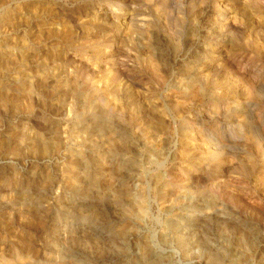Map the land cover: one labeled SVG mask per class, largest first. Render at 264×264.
I'll return each instance as SVG.
<instances>
[{
	"label": "rangeland",
	"instance_id": "1",
	"mask_svg": "<svg viewBox=\"0 0 264 264\" xmlns=\"http://www.w3.org/2000/svg\"><path fill=\"white\" fill-rule=\"evenodd\" d=\"M205 1L0 0L2 260L264 264V0Z\"/></svg>",
	"mask_w": 264,
	"mask_h": 264
},
{
	"label": "bare ground",
	"instance_id": "2",
	"mask_svg": "<svg viewBox=\"0 0 264 264\" xmlns=\"http://www.w3.org/2000/svg\"><path fill=\"white\" fill-rule=\"evenodd\" d=\"M205 0H200V2L198 3L199 4V6L202 8V10H203V12L206 14V13H208L209 12V10H210V8L208 7V5L206 4V1L204 2ZM191 2V1H190ZM116 3V2H115ZM145 3V2H144ZM118 4V3H117ZM190 4V3H189ZM142 5V4H141ZM144 6V5H143ZM157 6V5H156ZM112 7V6H111ZM164 8V7H163ZM118 9H119V7H118ZM113 9L111 8V11H112ZM114 11H116V10H114ZM120 12V11H119ZM127 12V11H126ZM129 12V11H128ZM165 13V12H164ZM127 15H126V22H127V24L126 25H128V26H126L127 27V29H128V27L129 28H132V29H135V18L136 17H134V16H136V15H134V13H126ZM118 15V14H117ZM116 15V16H117ZM120 15V14H119ZM117 18V17H116ZM137 20V19H136ZM180 20V19H179ZM182 22V21H181ZM137 28V27H136ZM130 30V29H129ZM137 31V30H136ZM139 31V30H138ZM168 31V30H167ZM131 35V34H130ZM173 35V34H172ZM175 35V34H174ZM124 39V38H123ZM176 39V38H175ZM175 44H176V42H175ZM177 45V44H176ZM152 51V50H151ZM177 51V50H176ZM153 52V51H152ZM145 54V53H144ZM175 52H174V54H172V56H175ZM178 54V53H177ZM144 57V56H143ZM164 57V56H163ZM167 57H170V56H167ZM177 56H175V58H176ZM148 58V57H147ZM154 58V57H153ZM187 58V57H186ZM255 58V57H254ZM160 59V58H159ZM173 59V58H172ZM177 59V58H176ZM183 59H185V58H183ZM200 59V60H199ZM174 60V59H173ZM172 60V61H173ZM252 60H254V59H252ZM201 61V62H200ZM250 61V60H249ZM164 62V61H163ZM193 63H194V68H193V70H192V77H196L197 79H200V75L198 74V71H197V69L200 67V66H206L207 68H209V66H211L212 64H211V62L210 61H208V59L206 58V56H203L202 58H198L197 59V61L195 60V61H192ZM160 63V62H159ZM171 63V62H170ZM189 67H191V65L192 64H190L189 63ZM162 66V65H161ZM165 66V65H164ZM167 66V65H166ZM165 66V67H166ZM171 67V66H170ZM192 68V67H191ZM201 68V67H200ZM190 69V68H189ZM257 69V68H256ZM239 70H241V69H239ZM255 70V69H254ZM258 70V69H257ZM260 70V69H259ZM190 71V70H189ZM161 72V71H160ZM159 72V73H160ZM259 72V71H258ZM161 74V73H160ZM189 74V73H188ZM191 74V73H190ZM205 75V74H204ZM114 76V75H113ZM191 76V75H190ZM189 76V77H190ZM207 76H208V74H207ZM111 78V77H110ZM114 79V78H113ZM205 79V78H204ZM207 79V78H206ZM247 79H249L248 77H247ZM113 81V80H112ZM188 81V80H187ZM189 81H190V79H189ZM248 82L250 83V81L248 80ZM247 82V83H248ZM252 82V81H251ZM186 83V82H185ZM189 84H191L190 82H188ZM248 83V84H249ZM254 83V82H253ZM187 84V83H186ZM251 84V83H250ZM114 85V84H113ZM188 86H190V85H188ZM192 86V85H191ZM115 87V86H114ZM190 88L191 87H189V91L188 92H183V94L182 95H184V96H191L193 93L191 92L192 90H190ZM254 88L255 87H253V92H254ZM195 89V88H194ZM256 95H257V92L258 93H260V95H262V101L264 102V69H262L260 72H259V77H258V79H257V81H256ZM185 90H188V89H185ZM195 91V90H194ZM156 92V91H155ZM252 92V91H251ZM182 93V92H181ZM185 93V94H184ZM250 95H252V93L250 94ZM256 95H255V97H256ZM259 95V94H258ZM257 95V96H258ZM259 95V96H260ZM179 96V95H178ZM194 96V95H193ZM192 96V97H193ZM249 96V95H248ZM253 97L254 99H259L260 97ZM174 98V97H173ZM208 98V97H207ZM179 99V98H178ZM181 99V98H180ZM180 99H179V101H180ZM186 99H188V98H186ZM249 100H251V98H248ZM257 99V100H258ZM261 99V98H260ZM175 100L177 101V98H175ZM174 100V101H175ZM200 100V99H199ZM247 100V99H246ZM253 100V99H252ZM173 101V102H174ZM201 101V100H200ZM254 101H256V100H254ZM258 101H260V100H258ZM184 102V101H183ZM251 102V101H250ZM213 102H211V105H209L208 107H207V109H206V111H205V116H208L209 117V119H211L212 121H215V119H216V123H217V126H216V128H218V127H220L221 125H220V121H219V119H218V117H217V114H218V109H217V104L215 105V104H212ZM171 104V103H170ZM175 104V103H174ZM177 104V103H176ZM179 104V103H178ZM256 104V103H255ZM259 104V103H258ZM181 105V104H180ZM179 105V106H180ZM243 105H248V106H250L251 107V103H249V102H245V104H242V103H238V101H237V103H233V102H231V103H227L226 105H224L223 106V109H225V110H232L233 111V113H234V115H231V119H234L235 118V114L236 113H238L239 114V112H243L242 110H240V107H242ZM260 105V104H259ZM172 106V105H171ZM175 106V105H174ZM173 106V107H174ZM228 106H231L232 108H229V109H226V108H228ZM262 106H263V104H262ZM261 106V107H262ZM166 108V107H165ZM187 109V108H186ZM256 109V108H255ZM254 109V116H252V115H249L248 116V118L246 119V121L244 122V124L243 125H241L240 123H238V120L236 121V122H234V123H232L233 121H231V124L232 125H234L236 128H242L243 126H247V125H249L251 128H253V129H264V117H263V113L261 114V113H259V111H260V109H259V111L257 110H255ZM251 110L252 109H250L249 111H250V113H251ZM110 111V110H109ZM253 111V110H252ZM255 111L257 112V113H255ZM262 112H263V109L261 110ZM176 112V111H175ZM256 114V115H255ZM158 115V114H157ZM261 118H263V119H261ZM194 120V119H193ZM153 121V120H152ZM154 122V121H153ZM198 121H194L193 123H197ZM155 124V123H154ZM190 125V124H189ZM191 126V125H190ZM201 128V127H200ZM197 218V217H196ZM189 227H193L192 225H190ZM264 245V243L263 244H261L260 246H261V250H263L262 249V246ZM74 253V252H73ZM74 254H70L69 256L67 255V260L66 261H64L65 262V264H79L80 263V260L76 257V256H73ZM4 257V256H3ZM2 257V258H3ZM1 258V257H0ZM2 258L0 259V264H26V263H19L18 262V259H17V261H15V259L17 258V257H15V259L14 260H12V258L10 259V260H2ZM14 258V257H13ZM19 258V257H18ZM19 261H20V259H19ZM143 261L145 262V263H148V264H159L160 263V257H158V256H151V257H149V253H145L144 254V257H143ZM21 262V261H20ZM64 262H63V264H64ZM56 263H58V262H56ZM27 264H30L29 262H27ZM81 264V263H80Z\"/></svg>",
	"mask_w": 264,
	"mask_h": 264
}]
</instances>
